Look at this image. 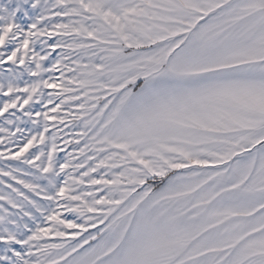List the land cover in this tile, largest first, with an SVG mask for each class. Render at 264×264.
I'll return each mask as SVG.
<instances>
[{"label": "snow or ice", "instance_id": "6c2138e0", "mask_svg": "<svg viewBox=\"0 0 264 264\" xmlns=\"http://www.w3.org/2000/svg\"><path fill=\"white\" fill-rule=\"evenodd\" d=\"M0 264H264V0H0Z\"/></svg>", "mask_w": 264, "mask_h": 264}]
</instances>
